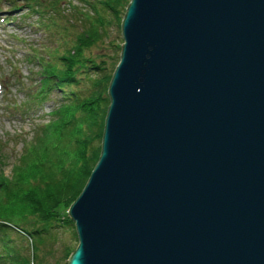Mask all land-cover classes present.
Segmentation results:
<instances>
[{"label":"water","instance_id":"obj_1","mask_svg":"<svg viewBox=\"0 0 264 264\" xmlns=\"http://www.w3.org/2000/svg\"><path fill=\"white\" fill-rule=\"evenodd\" d=\"M67 264H264V0H129Z\"/></svg>","mask_w":264,"mask_h":264},{"label":"trees","instance_id":"obj_2","mask_svg":"<svg viewBox=\"0 0 264 264\" xmlns=\"http://www.w3.org/2000/svg\"><path fill=\"white\" fill-rule=\"evenodd\" d=\"M31 1L40 16L37 26L46 35L26 56L39 65L38 83L15 106L21 115L46 101L52 107L49 118L36 123L32 137L25 139L10 175L3 172L0 151V264H39L35 253L55 240L52 229L74 227L67 209L99 157L108 85L121 51V45L108 40L109 28L114 23L121 28L129 2L81 0L85 9L71 3L66 14L61 0ZM29 243L32 254L26 252Z\"/></svg>","mask_w":264,"mask_h":264},{"label":"rangeland","instance_id":"obj_3","mask_svg":"<svg viewBox=\"0 0 264 264\" xmlns=\"http://www.w3.org/2000/svg\"><path fill=\"white\" fill-rule=\"evenodd\" d=\"M71 3L85 9L81 0H61L62 9L66 14L70 13L67 8H70L68 4ZM17 4L21 6L11 8L9 0H0V151L5 158L2 160V169L7 175H10L13 162L22 151L25 139L32 137L34 124L49 118L45 114L49 109L47 103L26 116L21 115L15 106L19 105L37 84L36 72L39 65L28 60L25 55L28 54V48L34 44L40 47L46 35L34 24L37 21L36 13L25 14L29 6L28 0H17ZM75 15L77 16V13L72 12L71 16L75 17ZM54 37L55 35L53 39ZM108 40L117 45L122 44L121 29L118 24L114 23L109 28ZM95 49L98 48L93 47V51ZM110 50L118 53L114 47H110ZM74 230L72 224L53 228L51 232L56 236L55 240L41 246L35 253L36 261L39 264L67 262L69 248L72 246L73 249V246L78 244ZM29 246L30 248L26 245V252L32 254L33 244L29 243Z\"/></svg>","mask_w":264,"mask_h":264}]
</instances>
